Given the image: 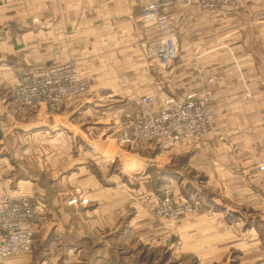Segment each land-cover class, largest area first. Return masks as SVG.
I'll return each instance as SVG.
<instances>
[{
    "label": "rangeland",
    "instance_id": "1",
    "mask_svg": "<svg viewBox=\"0 0 264 264\" xmlns=\"http://www.w3.org/2000/svg\"><path fill=\"white\" fill-rule=\"evenodd\" d=\"M241 4L238 0L233 10ZM170 23L178 36L175 61L164 65L155 59L152 43L160 31L148 44V61L160 82L180 54L179 28ZM75 68L88 80L87 91L54 110L42 109L47 140L33 142L29 154L32 169L39 164L43 192L28 196L42 208L34 244L0 264H264L262 88L238 92L239 101L254 103L249 116L257 123L248 124L253 138L231 137L230 123L228 131H217L219 94L205 87L200 93L211 92L218 113L201 139L131 147L119 140L122 116L139 112L143 95H155L152 106L158 108L157 93L145 88L97 93ZM125 102L131 105L122 110Z\"/></svg>",
    "mask_w": 264,
    "mask_h": 264
},
{
    "label": "crops",
    "instance_id": "2",
    "mask_svg": "<svg viewBox=\"0 0 264 264\" xmlns=\"http://www.w3.org/2000/svg\"><path fill=\"white\" fill-rule=\"evenodd\" d=\"M142 5L143 0H0V197L43 196L39 164L33 170L29 154L33 142L47 140V113L31 114L12 96L26 67L71 62L95 92L150 89L158 107L169 95L211 87L219 94L217 131H228L230 123L231 137L255 136L248 126L254 103L239 101L238 92L264 93V0H242L233 11L172 7L180 54L161 82L147 55L159 29L142 23Z\"/></svg>",
    "mask_w": 264,
    "mask_h": 264
},
{
    "label": "built area",
    "instance_id": "3",
    "mask_svg": "<svg viewBox=\"0 0 264 264\" xmlns=\"http://www.w3.org/2000/svg\"><path fill=\"white\" fill-rule=\"evenodd\" d=\"M238 0H143L141 21L153 23L160 34L152 43L155 59L170 64L178 58V36L170 23L172 7L192 5L233 10ZM89 87L71 63L26 67L14 88L13 97L32 111L56 109L65 100L81 96ZM211 92L169 95L163 106L154 108L155 95L138 98L140 110L128 113L119 123L120 143L134 147L140 143L173 146L185 138L201 139L216 113L210 103ZM121 117V118H122ZM41 202L28 196L0 197V262L10 255L28 251L34 244V224L42 218Z\"/></svg>",
    "mask_w": 264,
    "mask_h": 264
}]
</instances>
